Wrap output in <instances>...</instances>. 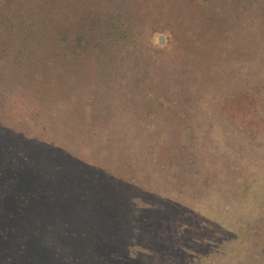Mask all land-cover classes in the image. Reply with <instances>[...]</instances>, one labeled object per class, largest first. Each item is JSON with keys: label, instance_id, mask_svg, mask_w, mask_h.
I'll return each mask as SVG.
<instances>
[{"label": "rangeland", "instance_id": "1", "mask_svg": "<svg viewBox=\"0 0 264 264\" xmlns=\"http://www.w3.org/2000/svg\"><path fill=\"white\" fill-rule=\"evenodd\" d=\"M176 1L0 0V147L20 139L60 155L89 143L85 160L101 168L70 188L99 207L93 221L70 219L43 244L16 213L0 229V264H264V0ZM65 25L96 38L75 40L77 77L39 66L57 88L36 96L25 74L42 47L67 43ZM90 105L94 124L83 122ZM46 124L55 145L40 140ZM89 126L114 137L111 160L107 142L80 132ZM25 181L2 209L25 201Z\"/></svg>", "mask_w": 264, "mask_h": 264}, {"label": "trees", "instance_id": "2", "mask_svg": "<svg viewBox=\"0 0 264 264\" xmlns=\"http://www.w3.org/2000/svg\"><path fill=\"white\" fill-rule=\"evenodd\" d=\"M179 1L180 0L176 2ZM8 2L11 3V0H8ZM183 3L185 2L183 1ZM19 11L20 10L18 9L17 12ZM50 13L53 12L50 11ZM65 23H67L68 25V23L74 22L67 20ZM92 24L96 26L95 28H98L100 25V20L93 19ZM68 26H66L65 29L63 28L65 32H63L64 36L62 37L64 38L63 40H66L65 42L67 43L58 45L56 44V42H54L51 48L53 51L51 53H47V51L44 50V48L42 47V53H45L47 55H40L36 56V58H32V64L30 65V68H32V70L29 72V75L25 74V77L30 79V82L32 83V86L35 91L34 94L36 96L41 95L43 89L45 92L46 86L47 88H57L55 84L51 86H48L46 84L47 74L43 69L39 68V66L47 65L50 70L57 69L58 71H60V74H58L57 76H61L63 78L65 74L71 75V78L72 76L77 77L78 70L80 67L79 59L82 55V52L80 51V48L79 50H77L78 46H75V40L77 39L80 42H85L86 46L84 47V49H88V47H91L92 41H94V39L96 38L95 35L92 36L88 34L85 35V37L88 36L86 41L84 40V35H73L72 37L67 31ZM9 29L11 30L10 32L16 36L21 33H27V31L23 30L20 27H16V25H12ZM79 31L81 30L79 29ZM31 38V36H28L27 41ZM100 40H105V38L100 37ZM32 41H37V45H41L39 40L32 39ZM97 43L99 44V49L98 47L96 49L100 51L101 43L99 41ZM22 64L23 61L22 59H20L19 66ZM95 67H98L97 59L95 61ZM18 75L19 77H21L23 75V72ZM53 79H55L54 81L58 82L57 78ZM4 95L5 93L1 94L2 97ZM93 109L94 105H90V111L92 112L86 113V121H83L84 123H95L93 119H96L98 116L94 114ZM105 119H107V115ZM80 130V132L84 133L89 137L87 141H95V139H102L104 142H107L108 144H106L103 149V156L106 161L112 159L111 156L113 155L114 150L110 146L112 143L115 144V139L111 134H108L105 131H99L98 129H94L91 126H89L88 128H81ZM39 133L40 140L42 138H45L44 141L50 139V137H47V124L41 129ZM3 134L4 133L0 134L1 143H4L7 139H4ZM64 139L72 140V138L68 134H65ZM19 141L21 140H17L15 148H12L11 146L7 145L0 147V205L8 204V202L12 200L14 194L13 190L18 188L17 186L21 185L22 182L25 183V179H32V184H30L31 192L28 194V196L27 194L23 196V199L25 201L17 203L18 207L16 208V210L2 209L0 206V222H4L1 220H6V222H4L2 226L0 225V229L2 227H5L7 230L9 228L14 229V226H9V218L12 217L14 219L16 213L23 214L20 218L21 222L19 223L20 231L24 230V232H28V227H37L30 233H35L37 236L39 235V233L44 234L45 236L41 239V241L44 240L42 241V243L44 244L45 242H48V244H50L54 236L52 237L50 235H46V232L48 230H53L58 225L62 224L69 225L70 219L73 221H81V219L82 221H93L92 215L90 216L88 214L89 212H91V209H88V207H99L93 206L92 198L84 196L85 192L81 190L83 189L81 185L80 187H74V189H70L73 185L72 180L74 182V179L81 178L82 181L90 183L92 180H94V177L97 176L98 173L100 174L99 169L101 168H98L96 166L97 170H95L94 168H92L93 165L89 164L90 160H85V157L87 155H89L87 157H90V149L87 147L89 143H87L85 147L82 148V152L77 153H75L74 150H71L72 148L63 146V148L61 149V154L59 155L58 150H56L55 152L54 150H51L48 145L44 146L42 144L43 147L27 146L25 149V146L22 145V142ZM49 142L52 145H55L53 138H51ZM46 153L48 154L46 155ZM70 153L73 155H70ZM57 155L60 157V159H57ZM83 155L84 158L82 157ZM62 161L64 164L62 163ZM65 162H67V164ZM49 163L53 164L57 168H52L51 170ZM28 164H31L32 168L27 169V171L23 175V171H25V166L21 167V165ZM61 166H63V169L65 166V172L63 173L59 171V168H61ZM36 199H38L41 203L34 205L33 203ZM29 207L33 208V210L29 214H24ZM85 211L87 213H83ZM79 212L82 213V218L81 214L78 217ZM57 213H61L63 216L66 215V220L62 218H56L55 215ZM72 229L73 231L75 230L74 228ZM44 231L46 232L44 233ZM46 255L47 251H42L40 248V251L38 252V257H43Z\"/></svg>", "mask_w": 264, "mask_h": 264}]
</instances>
